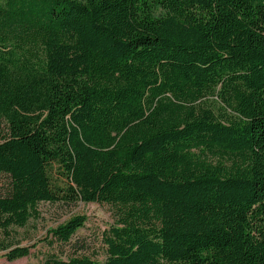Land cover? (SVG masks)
Listing matches in <instances>:
<instances>
[{"label": "trees", "instance_id": "trees-1", "mask_svg": "<svg viewBox=\"0 0 264 264\" xmlns=\"http://www.w3.org/2000/svg\"><path fill=\"white\" fill-rule=\"evenodd\" d=\"M0 119L3 232L116 210L104 260L42 264H264V0H0Z\"/></svg>", "mask_w": 264, "mask_h": 264}, {"label": "rangeland", "instance_id": "rangeland-1", "mask_svg": "<svg viewBox=\"0 0 264 264\" xmlns=\"http://www.w3.org/2000/svg\"><path fill=\"white\" fill-rule=\"evenodd\" d=\"M3 122L0 119V130ZM216 159L215 157H210ZM8 179L0 175V195L7 188ZM39 215L31 218L25 227H11L8 233L0 229V264H42L48 254H55L63 259L72 255L88 256L97 261L104 260L106 256L105 236L110 226L116 222V210L106 203L77 202L73 205L61 203L40 202L38 204ZM75 214H84L86 221L67 243L50 241L48 230L65 221ZM29 245L28 256L8 261L4 257L7 250L4 245L14 246Z\"/></svg>", "mask_w": 264, "mask_h": 264}]
</instances>
